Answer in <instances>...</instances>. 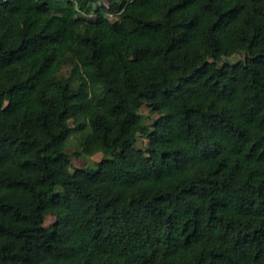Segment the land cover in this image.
<instances>
[{
    "label": "trees",
    "instance_id": "obj_1",
    "mask_svg": "<svg viewBox=\"0 0 264 264\" xmlns=\"http://www.w3.org/2000/svg\"><path fill=\"white\" fill-rule=\"evenodd\" d=\"M94 1L0 0V264H264V0Z\"/></svg>",
    "mask_w": 264,
    "mask_h": 264
},
{
    "label": "rangeland",
    "instance_id": "obj_2",
    "mask_svg": "<svg viewBox=\"0 0 264 264\" xmlns=\"http://www.w3.org/2000/svg\"><path fill=\"white\" fill-rule=\"evenodd\" d=\"M97 7H108V0H95L93 2V9H91V11L88 13V18L89 19H93L95 18V13H94V8ZM105 16L112 22L116 21L117 18L114 17L113 15L105 12ZM243 56V54L238 53L235 54L229 58H227L228 61H236L239 58H241ZM62 75L67 76L69 74V68H64L62 73ZM139 113L142 114L145 118H146V123L147 124H151L152 121L154 119H156L157 117H159V114L156 112H151L150 107L144 103L142 105V107L139 110ZM71 126H74V124L71 122L70 123ZM77 137H78V133L73 132L68 139V144H67V149L66 151L68 153H74L75 151H78V144H77ZM148 144V140L145 139L142 136H138L137 141L135 143V148H139V149H144ZM103 158L102 153L98 152L94 155H88L85 153H80L78 157H73L72 158V167L71 170H73L75 167H83V168H95L96 166V162H98L100 159ZM54 221L53 217H48L46 220V223L49 225Z\"/></svg>",
    "mask_w": 264,
    "mask_h": 264
}]
</instances>
